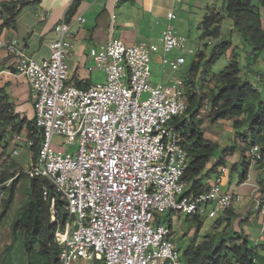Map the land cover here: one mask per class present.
<instances>
[{
    "label": "built area",
    "instance_id": "built-area-1",
    "mask_svg": "<svg viewBox=\"0 0 264 264\" xmlns=\"http://www.w3.org/2000/svg\"><path fill=\"white\" fill-rule=\"evenodd\" d=\"M4 18L0 0V22ZM167 18L161 61L164 68L178 71L187 62L186 54L195 55L196 50L171 24L175 12L169 11ZM76 20L86 21L81 15ZM70 28L65 19L56 25L58 38L51 43L50 57L43 61L32 58L15 40L0 37V50L13 55L15 73L27 77L35 94V124L41 130L34 164L19 170L4 185L8 187L20 175L45 178L65 202L69 218L55 234L59 264L77 259L102 264H185L182 250L160 217L175 212L216 218L244 196L224 191L219 181L198 195L187 194L189 185L183 176L189 155L176 126L180 122L175 124L187 110V88L183 78L169 84L152 81L157 43L127 45L110 39L103 49L92 48L90 55L106 79L80 88L68 83ZM55 135L68 143L79 137L78 149L66 154L55 151ZM247 154L252 162L257 161L259 144L252 145ZM226 170L223 165L219 171ZM49 194L44 185V198ZM5 196V189L0 188V203ZM250 198L264 219V197L253 194ZM55 203L52 197L53 222Z\"/></svg>",
    "mask_w": 264,
    "mask_h": 264
},
{
    "label": "crops",
    "instance_id": "crops-1",
    "mask_svg": "<svg viewBox=\"0 0 264 264\" xmlns=\"http://www.w3.org/2000/svg\"><path fill=\"white\" fill-rule=\"evenodd\" d=\"M1 1L4 3L10 0ZM73 2L74 0H20V3L23 5L20 4L21 9L15 16L13 22H0V37L7 40H15L32 58L37 61H43L50 57L51 43L58 38V34L55 31L56 25L65 19L71 24L68 34L71 44L66 59L69 67L68 83L74 84L80 88L89 87L98 82H103L106 79L105 73L97 67L94 59L90 55L92 48L98 50L103 49L110 39H120L127 45H132L137 42L157 43L159 45V43H161L162 31L169 23L167 13L169 11L175 12L178 4L176 0H81L76 11L70 16L68 12ZM207 11L208 9H206V13ZM78 15L83 16L86 21H77L76 17ZM262 23L264 27V13L262 16ZM186 66L185 64L179 69H186L185 75L182 77L176 76L174 73L175 71L170 69L164 68V70L161 71L158 64L154 62L152 81L154 83L169 84L172 79L183 78L187 88V79L191 71L190 68H184ZM261 67H264V62H262L259 68L261 69ZM259 76L262 79V83H260L264 85V72H260ZM242 77L243 79L251 78L250 75L247 74H243ZM210 81L211 78L206 81V84L209 85ZM0 89L5 90L9 98V103L12 104L13 114L16 116L15 123H23L21 130H13L12 124L2 128L0 131V188H4L6 192L5 199L0 203L1 215L4 211L6 214V212L12 208L15 202L16 191L24 186V179L27 177L22 176L17 179L14 186V197L11 199L10 203H8L11 196L9 191L14 182L8 187H6L4 183L13 178L12 176L15 172L31 166L35 162L32 146L28 145V141L32 140L29 137L30 125L35 124V94L30 87L27 77L15 73V58L5 50H0ZM203 107L199 112V119L201 120V128L204 132V137L220 145L219 142H216V139H212L211 135L205 132L208 127L205 130L203 127L205 121L210 124L209 117H211L213 122L214 120H218L214 118L210 109L209 99L204 100ZM242 118L243 117H240L238 119ZM235 120L237 119L229 117L219 119V123H222V126L226 127V133L231 134L234 131L233 126L228 125L226 121L234 125ZM15 136H19V138L16 139ZM221 137L224 138V134H222ZM243 141L245 144L241 147L242 151L250 148L249 144L251 140L244 139ZM241 150L235 155L236 162L232 164L234 170L237 169L238 162H243ZM235 152L236 150L234 149L221 155L223 164L218 167V171L213 174L207 182L209 185L215 181H219L224 191L235 190L241 193L244 199L241 202L235 203L227 214L219 216L216 222L220 220L221 225L215 230V222L209 232L213 230L222 231L224 228L226 230L229 229L232 217H234L235 221L232 226L234 233H243L248 237L250 233L248 232L247 225L254 221L255 213H257L259 217L258 224L260 225V238L264 240L263 214L259 209H256V205L253 203L254 199L250 198L253 194L264 197L261 185L250 179L251 170L254 168L253 166L259 164L258 162L252 163L246 160L249 163V166H247V178L241 181L240 175L239 183L232 185L233 176L229 173V163H233L231 156ZM214 164L215 162L212 164L209 163L207 168H211ZM223 165L227 166L225 173L219 171ZM28 180L29 187L27 186V190H29L28 193L31 196V180ZM30 196L27 202L30 200ZM22 206L19 208L20 210ZM189 218H191V216H189ZM197 220L200 221V218H197ZM200 222L203 223L202 220ZM242 223L246 226H242ZM221 226L223 227L222 229ZM168 227L171 228L170 226ZM10 229H12V227ZM209 232L205 233L203 237ZM19 235L21 236L19 241L20 244H22L25 235L24 233H19ZM8 236H12V230H10V233L7 232L6 242L1 240L4 244L3 252H5L4 254L6 255L8 254L5 248H7L6 246H8L11 241V238L9 239ZM260 238H257V241L258 239L260 240ZM241 242L242 241H239L238 243ZM20 244L19 248L23 253L22 262L20 261V264H36L35 258L37 255L35 251L29 252L33 260L28 262V260H25L26 256ZM262 244H264V242ZM256 245L260 246L261 243ZM0 250H2V248H0ZM0 253L2 252L0 251ZM6 259L8 260H4L3 264H19V260L16 258L15 254L12 258H10L9 254ZM76 261L80 264H99V260L95 259L89 261L86 259H77Z\"/></svg>",
    "mask_w": 264,
    "mask_h": 264
},
{
    "label": "trees",
    "instance_id": "trees-1",
    "mask_svg": "<svg viewBox=\"0 0 264 264\" xmlns=\"http://www.w3.org/2000/svg\"><path fill=\"white\" fill-rule=\"evenodd\" d=\"M80 3L81 0H74L68 12L70 16L76 11ZM20 4V0H10L3 3L5 23L13 22L21 9V5H23ZM223 13L233 20L234 30L243 33V40L251 47V51L247 53L246 64L242 67L238 59L239 54L234 48L229 65L211 77L210 82L214 81L215 85L209 94L203 91V85L198 87L196 81V72L202 59L208 56L203 52L199 53L197 55L199 59H196L190 67L191 74L187 79L188 107L185 114L177 117L175 121V124L180 122L176 126L183 135L184 146L189 155V162L183 176L189 185L188 195H198L205 191L209 186L208 179L223 164V158L220 156L211 168H207L219 145L205 138L201 128L199 112L205 99H209L210 109L215 119L230 117L237 119L234 121L235 127L242 125L249 127L251 130L249 146L259 144L261 157L257 162L264 168V85L256 86L251 78L243 79L242 77V72L246 69L248 74L251 72L258 75L257 80L262 83L259 76L261 71L257 68L264 62V27L262 23L264 0H225L222 11L216 7L208 8L206 15L201 20L200 38L202 40L211 38L217 40L207 60L209 66L220 59L232 45V42L220 39L222 21L225 18ZM208 45V42H205V47ZM240 117L243 118L238 119ZM15 120L16 116L13 114L8 95L4 89H0V131L12 124L13 130H21L23 123H15ZM241 136L245 140L249 139L248 133ZM29 137L34 141L32 150L36 160L41 142V130L37 128L36 124L30 125ZM234 149V145L227 146L222 150V154ZM247 166H249L248 162L241 174V181L247 178ZM22 176L25 175H20L13 180L14 184L9 191L11 196L8 203L14 197V186L17 179ZM29 179L31 180L30 200L17 213L12 229L15 233H24L27 251L30 253L35 251L37 255L36 264H59L60 246L55 241V234L58 227L63 228L69 218L65 202L56 195L47 179ZM44 185L50 189L47 199L43 195ZM262 192H264V188ZM52 197H56V222L52 220ZM4 214L5 211L0 215V221ZM193 218L199 217L193 216ZM202 225L203 223L199 221L198 231ZM220 225L221 221L218 220L215 230ZM215 230L205 235L202 241L198 242L196 237L192 238L189 245L182 251L185 264H264V244L250 246L248 237L243 233H234L232 236L228 235L226 229L221 232ZM218 234H222L219 240L216 238ZM239 241L242 242L238 243ZM2 254L0 253V264H3L4 260H8L6 258L9 255V253H7L8 255Z\"/></svg>",
    "mask_w": 264,
    "mask_h": 264
},
{
    "label": "rangeland",
    "instance_id": "rangeland-1",
    "mask_svg": "<svg viewBox=\"0 0 264 264\" xmlns=\"http://www.w3.org/2000/svg\"><path fill=\"white\" fill-rule=\"evenodd\" d=\"M225 0H181L178 1V4L175 9V14L176 18L172 21L173 26L175 29L178 30L180 34H183L189 38V46H192L196 50L195 55H189L186 54L187 57V62H186V67L184 68H190L193 64V62L196 59H199L197 55L199 53L203 52L208 56L207 58H203L202 62L196 72V81L198 87H202L203 85V91L207 92L206 94L210 93L211 88L214 87L215 83L214 81L210 82L209 85L206 84V81L210 79L214 74L219 73L220 71L224 70L230 63L231 61V56L234 53V48L237 54H239L238 59L240 61V64L242 67L246 64V55L248 52L251 51V47L247 45L244 40H243V33L234 30L233 26V20L230 19L229 17L224 14V19L222 21V34L220 39L230 41L232 42V45L230 48L226 51V53L218 59L216 62L210 64H207V60L209 58V55L214 48L215 44L217 43V40L214 38L207 39V40H202L200 38L201 30H200V25H201V20L203 16L206 13V9L208 8H213L216 7L218 10L222 11V7L224 4ZM210 41V43H209ZM205 42H208V47H205ZM160 49L156 51L152 55V66L153 63H157L158 66L160 67L161 71L164 70V66L162 65L161 57L163 55V52L161 50L162 43H159ZM168 69V68H166ZM261 71V73L264 72V67L261 69L257 68ZM256 69V70H257ZM186 69H181L179 71H175L174 73L176 76H184L185 75ZM250 75L251 80L254 81L256 86H261L260 81H258L257 75H254L253 73L249 72L247 73L246 69L243 70V74ZM169 75V73H168ZM161 76V75H159ZM156 78V76H155ZM207 79L206 81H204ZM174 79H172L170 82H172ZM169 82V83H170ZM192 87V86H191ZM193 88V87H192ZM194 89V88H193ZM147 95L145 96V98ZM205 107V106H204ZM203 107V108H204ZM202 109V108H201ZM209 109V108H208ZM205 110V109H204ZM205 116V115H204ZM210 119V124L207 123V121L204 122V130L208 127V129L205 130L206 133L211 135L212 139H216V142H219V146L216 149L215 155L211 158L210 164L216 162L219 157L222 155V150L226 148L228 145H234L236 152L232 154L231 158L233 159V163H229V173L230 175L233 176V181L232 185L238 184L240 180V175L244 171V163L246 164V160H250L249 157L247 156V152L249 150L246 149L244 151L241 150V147L245 144L244 143V138L241 136L242 134L248 133L249 134V139H251V130L247 125H242L240 127H235L233 123H228V125H232L234 131L230 133H226L227 129L225 126H222V123H219V119L217 121ZM210 127V128H209ZM224 134V138L221 137V135ZM215 141V140H214ZM52 146L55 151H61L62 153L66 154L68 152H74L75 150L78 149L79 146V137L73 142V143H68L66 142L65 138L60 136V135H55L53 137L52 141ZM241 150L242 154V160L243 162H238L237 163V169L232 168V164L236 162L235 160V155L238 154ZM251 162V160H250ZM254 163V162H252ZM254 168L251 170L250 173V179L254 182H257L261 185L262 188H264V168H262L259 165H254ZM29 178L24 179V186L21 189H17L16 194H15V202L12 208L6 212L5 216L1 219V227H0V250L3 254V242L7 241V232L10 233V230H12V236H8L9 239L11 238V241L9 242L7 248L5 250L7 253L10 254V258H12L15 254L16 258L19 260V264L22 262V250L19 248L20 244V238L21 236L19 235V232H14L13 229H10L14 223L15 218L17 217V213L21 211L19 208L27 202L29 199V193L27 190V186L29 187ZM263 194V192H262ZM237 208V207H236ZM162 223L165 224L166 226H171V237L174 240V243L180 250H184L190 243L193 237H196L197 241H202V237L205 233L209 232L211 228L213 227L214 223L218 219L216 218H208L206 215H203L200 218V221H203V225L198 231L199 227V221L197 219L192 218H187L185 214H179L175 212H167L164 213L161 217ZM76 220L74 219L73 221V226L76 224ZM259 217L257 213H255L254 221L251 224L247 225L248 232L250 233L248 236L249 244L250 246L256 245L259 243H263L264 240L260 238V225L258 224ZM235 221V218L232 217L231 220V225L229 226L230 228L227 229L228 235H234V230H233V223ZM242 226H246L244 223H242ZM223 227L221 226V229ZM225 229V228H224ZM221 232V231H220ZM222 234H218L216 238L219 240ZM25 238V237H24ZM257 238H260V240ZM2 240V241H1ZM23 252L25 254V260L32 261L33 257L29 255V252L26 249V244H25V239L22 244H20ZM29 255V256H28ZM21 261V262H20ZM89 261V260H88ZM94 262V261H92ZM80 264L77 261H73L72 264ZM98 263H101L98 261Z\"/></svg>",
    "mask_w": 264,
    "mask_h": 264
},
{
    "label": "clouds",
    "instance_id": "clouds-1",
    "mask_svg": "<svg viewBox=\"0 0 264 264\" xmlns=\"http://www.w3.org/2000/svg\"><path fill=\"white\" fill-rule=\"evenodd\" d=\"M251 147V146H250ZM248 156V155H247ZM250 161V160H249ZM258 161V160H257ZM257 161H255V162H257ZM252 162V161H251Z\"/></svg>",
    "mask_w": 264,
    "mask_h": 264
}]
</instances>
